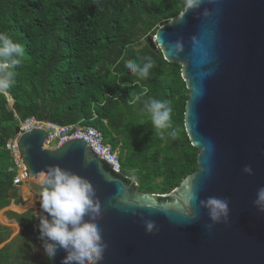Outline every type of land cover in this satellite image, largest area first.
Returning <instances> with one entry per match:
<instances>
[{"label": "water", "instance_id": "95a60500", "mask_svg": "<svg viewBox=\"0 0 264 264\" xmlns=\"http://www.w3.org/2000/svg\"><path fill=\"white\" fill-rule=\"evenodd\" d=\"M147 42L182 66L198 170L167 194L146 193L83 139L47 148L48 131L36 127L19 137L29 193L39 197V174L49 166L89 181L100 212L94 222L108 246L102 264H264V212L254 203L264 187V0H204ZM212 196L229 201L227 222L210 220L201 202ZM146 221L156 225L151 234ZM66 254L58 249L49 264Z\"/></svg>", "mask_w": 264, "mask_h": 264}, {"label": "trees", "instance_id": "16d2710c", "mask_svg": "<svg viewBox=\"0 0 264 264\" xmlns=\"http://www.w3.org/2000/svg\"><path fill=\"white\" fill-rule=\"evenodd\" d=\"M184 5L185 0H0V33L24 48L15 83L6 90L17 116L0 92V211L12 200L24 204L4 145L16 135L19 120L28 117L95 127L117 151L123 172L146 193L167 194L198 170L199 149L185 128L189 90L182 66L166 61L147 42ZM143 56L154 61L147 79L124 66L129 59L142 63ZM133 93L140 96L135 103ZM149 98L165 100L171 108L172 128L162 134L144 112ZM172 130L175 138L168 134ZM7 214L24 235L38 239L32 210ZM8 237L9 230L0 226V244ZM12 247L0 249V264L24 252Z\"/></svg>", "mask_w": 264, "mask_h": 264}, {"label": "clouds", "instance_id": "9594fccd", "mask_svg": "<svg viewBox=\"0 0 264 264\" xmlns=\"http://www.w3.org/2000/svg\"><path fill=\"white\" fill-rule=\"evenodd\" d=\"M203 2L185 0L184 13L197 9ZM211 2L215 3L216 0ZM23 56L22 45L14 42L8 34L0 33V92H5L7 96L6 90L15 83V69ZM139 61L142 63L129 59L124 66L139 79L149 78L150 70L154 67L152 57L143 56ZM138 100L140 96L133 93L132 103ZM144 112L151 117L153 127L161 134L172 128L171 108L167 101L149 98L144 101ZM168 134L175 138L176 131L172 130ZM243 171L248 175L253 174L251 166H245ZM39 178L42 185L39 203L46 215L39 217L38 238L44 241L42 246L46 257L51 260L57 250L62 248L67 253L62 264H102L108 246L104 242L102 230L94 222L100 212L93 199L95 192L91 183L59 166H49L46 172L39 174ZM254 203L260 212H264V187L258 189ZM201 204L208 209L213 224L220 223L222 219L227 222L230 211L228 200L212 196ZM145 228L151 234L156 225L146 221Z\"/></svg>", "mask_w": 264, "mask_h": 264}, {"label": "built area", "instance_id": "2783aa9c", "mask_svg": "<svg viewBox=\"0 0 264 264\" xmlns=\"http://www.w3.org/2000/svg\"><path fill=\"white\" fill-rule=\"evenodd\" d=\"M20 132L14 137L9 138L4 145L9 151L12 167L10 171H14L13 185L17 188H28L29 170L24 160L23 154L19 146V137L25 132L33 128H44L48 131L49 140L45 142L47 148H58L67 141L73 139H83L99 157L105 159L118 172H123L122 163L119 155L114 152L111 145L105 143L102 133L93 126L85 125L82 122L75 124L60 125L49 120H40L36 117H28L19 120Z\"/></svg>", "mask_w": 264, "mask_h": 264}, {"label": "rangeland", "instance_id": "374dc122", "mask_svg": "<svg viewBox=\"0 0 264 264\" xmlns=\"http://www.w3.org/2000/svg\"><path fill=\"white\" fill-rule=\"evenodd\" d=\"M9 102L11 105L10 107L14 108L11 97L9 99ZM114 152L117 153V151ZM28 191L29 190H27L26 187L22 189V192L19 191L20 195L26 197L24 201L25 204L20 205L21 203H18V201L12 200L11 204L8 207L0 211V226L9 230V237L5 242L0 244V249L5 247L8 243H13V247L11 248L13 252L14 250L18 251L19 249H24V252L21 254V256L17 260L13 258L9 264H14V262L17 261L21 262V264H40L46 263L48 261V258L46 257L42 246L44 241L40 240L39 238L36 240L31 239V234L24 235V228L22 227V225L19 224L16 219L10 218L7 214L10 211L23 214L31 210V200H29L31 196L28 197L31 194ZM35 209H37L36 211L39 217L46 215V213L42 211L39 201L36 203ZM38 221L40 222V220ZM39 222L37 224V228ZM32 256L34 257L33 259H31Z\"/></svg>", "mask_w": 264, "mask_h": 264}, {"label": "crops", "instance_id": "0c3cea01", "mask_svg": "<svg viewBox=\"0 0 264 264\" xmlns=\"http://www.w3.org/2000/svg\"><path fill=\"white\" fill-rule=\"evenodd\" d=\"M24 187H22V188H20V192H22V189H23ZM27 190H29V189H27ZM29 192V191H28ZM31 195H29L28 197H30L31 196V198H29V200H31V210L33 211V214H34V216H35V219L37 220V222H39L38 220H39V215H37L38 213H37V209H35V207H36V203L39 201V199H40V197H37V196H35L34 194H32V192L30 193ZM25 199H26V197H23V200L25 201ZM28 200V201H29ZM23 201V202H24ZM23 203H21L20 205H22ZM24 204H25V202H24ZM38 224V223H37Z\"/></svg>", "mask_w": 264, "mask_h": 264}, {"label": "flooded vegetation", "instance_id": "af4514ba", "mask_svg": "<svg viewBox=\"0 0 264 264\" xmlns=\"http://www.w3.org/2000/svg\"><path fill=\"white\" fill-rule=\"evenodd\" d=\"M29 189V188H28ZM22 196V195H21ZM24 196H22V198H23Z\"/></svg>", "mask_w": 264, "mask_h": 264}, {"label": "bare ground", "instance_id": "6f19581e", "mask_svg": "<svg viewBox=\"0 0 264 264\" xmlns=\"http://www.w3.org/2000/svg\"><path fill=\"white\" fill-rule=\"evenodd\" d=\"M12 102H13V100H12Z\"/></svg>", "mask_w": 264, "mask_h": 264}]
</instances>
